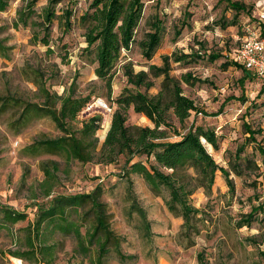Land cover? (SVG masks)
<instances>
[{
    "label": "trees",
    "instance_id": "trees-1",
    "mask_svg": "<svg viewBox=\"0 0 264 264\" xmlns=\"http://www.w3.org/2000/svg\"><path fill=\"white\" fill-rule=\"evenodd\" d=\"M14 1L0 0V12H6ZM39 1H26L18 9L12 27L17 30L21 27L30 28V43H41L47 47L46 55L51 56L55 53L51 47L54 21H58L61 31L58 40L61 44L63 37L74 27L75 10L68 6L58 13L56 7L64 0H47V5L38 11L36 6ZM219 2H227L228 8L235 12L233 19L246 12L252 28L259 29L252 8L238 1ZM144 7L143 0H91L77 19L84 30L86 43L80 56L95 64V74L106 83L109 92L112 91L111 85L119 66L127 79V86L114 101L118 107L100 149L98 132L102 129L103 117L94 115L81 119L92 96L78 95L74 82L63 94L53 92L47 86L49 77L41 67L27 64L20 72L22 78L37 88L34 92L37 102L12 91L8 81L4 90L0 89V117L11 114L10 127L16 133L45 118H50L61 131L62 135L57 138L34 141L24 149L26 154L58 156L67 167L73 162H96L108 166L123 157L124 175L128 179L134 174L141 176L154 194L163 197L168 211L183 218V229L185 233L191 234L199 231L193 220L198 216L204 220L206 217L203 210L194 206L192 196L199 190H203L207 196L211 195L218 173L222 174L232 194L235 192L232 174L243 177L246 171L257 172L256 177L264 181V145L256 141L259 132L245 124V133L249 135L247 142L237 148L226 168L216 161L206 147L207 144L219 150L220 137L215 129L192 124L178 140L170 139L171 132L178 135L173 118L185 126L193 112L203 113L196 102L184 93L183 84L195 86L208 82L192 72L176 77L172 74L173 64L190 65L200 59L215 63L222 58V54L210 52L204 44L199 43L198 50L192 48L189 53L164 55L161 65L151 64L148 70L136 71L130 61L124 60L123 55L130 52L137 42L136 35L144 18ZM187 23L185 19L183 26L176 30L175 39L181 35ZM148 24L149 31L138 44L142 56L152 60L162 44L166 28L159 14L152 16ZM218 25L224 28L236 25V21L226 23V18H221ZM261 34L264 35L263 28ZM62 48H66L65 44ZM11 51L7 39L0 38V58L10 59ZM230 65L242 70L240 81L243 85L250 79L261 80L259 95L264 94V77L229 59L223 67ZM160 78L158 92L150 94V90L156 87V80ZM232 100L244 101L245 98L231 96L221 109ZM131 107L135 113L147 117L153 127L128 125L127 113ZM251 143H255V149L262 157L261 165L249 154H244ZM135 157H145L146 162H134ZM60 167L59 161L41 163L44 179L30 197L33 201L31 207L35 208L34 220H28L27 212L0 203V243L4 239L9 243L5 250L0 249V260L9 256L28 264H56L68 240L73 245V256L81 257L88 264H109L113 255L121 261L135 259V256L124 253V237L112 227V214L103 199L102 184H97L89 192L59 193L56 187L60 183ZM65 172L68 174L70 170L66 169ZM256 200L258 204L253 205L249 213L242 214L237 227L251 226L256 215L264 211V195H257ZM21 222L26 224L17 228ZM199 257L203 261L202 254Z\"/></svg>",
    "mask_w": 264,
    "mask_h": 264
},
{
    "label": "rangeland",
    "instance_id": "rangeland-1",
    "mask_svg": "<svg viewBox=\"0 0 264 264\" xmlns=\"http://www.w3.org/2000/svg\"><path fill=\"white\" fill-rule=\"evenodd\" d=\"M28 0H15L6 12H0V38L7 39L12 47L11 58H0V89L4 90L10 81V88L19 94L30 97L33 101L37 88L21 77V69L27 64L41 67L49 77L47 86L53 92L63 94L74 82L76 93L81 96L91 95V101L104 99L112 111L103 109H84L81 119L101 115L102 129L98 132L99 148L104 142L110 127L113 113L117 109L115 99L127 86L121 66L113 79L111 89L95 74V64L89 63L80 56L86 46L84 30L78 23V18L86 10L91 0H64L57 5L58 13L66 7L75 10L74 27L63 37L59 44L61 31L58 21L52 26L51 47L55 53L47 56V47L31 44L32 30L30 28L14 29L13 21L17 11ZM244 3L252 11L257 9L256 0H232ZM144 18L137 31L132 50L124 53L125 61H130L136 71L148 70L149 65L162 64V56L173 52H191L199 49V43L204 44L211 52H219L222 58L215 63L205 59L190 65L173 64L172 74L180 78L183 73L192 72L195 76L207 79L205 84L188 86L183 84L184 93L193 99L203 113L193 112L181 126L177 119L172 122L177 133L171 132V140H178L181 134L194 125H202L215 129L220 137L218 151L206 144L208 151L216 161L228 168L229 160L233 158L237 148L246 143L249 137L245 133V124L258 131L256 141L264 145V94L259 95L262 81L256 78L247 80L243 85L240 79L242 70L227 62L229 53L236 49L252 29L247 13L239 14L228 8L227 2L219 0H143ZM47 5V0L38 2L36 8L41 11ZM159 14L164 21L165 34L160 48L152 60H147L141 54L138 42L149 31V20ZM221 18L226 23L236 21V25L222 27L218 25ZM181 35L175 39L176 30L183 26ZM4 28V29H2ZM66 48H62V45ZM162 78L156 80V87L150 94L158 92ZM244 96L245 100H232L231 97ZM128 125L150 126L152 122L144 115L137 114L131 107L128 110ZM219 114V115H215ZM11 114L0 117V203L8 204L14 209L27 212L28 220H34L35 208L31 207L32 191L38 188L44 179L41 163L54 160L61 163L58 173L60 183L56 187L59 193L89 192L97 184L104 188L103 199L108 204L112 214L111 224L117 234L124 237L123 251L135 259L121 261L116 256L110 258L109 264H264V211L256 215V220L249 227L239 228L237 222L242 214L249 213L253 205L259 201L256 196L264 195V181L257 178V172L246 171L243 177L232 174L235 192L232 194L221 173L217 174L212 194L207 196L203 190L192 196L196 208L203 210L205 220L196 217L193 221L199 231L185 233L182 217L172 214L165 206L162 196L152 192L144 179L139 175H131L128 179L123 173L124 158L112 165H101L96 162L81 164L71 163L68 167L58 156L24 153V149L40 138L54 139L62 135L50 118H45L16 133L10 127ZM81 119H79L81 121ZM244 154L258 161L262 157L255 149V143L248 144ZM144 161L145 157H135L134 162ZM70 172L67 174L65 170ZM167 195L166 192H163ZM263 197L260 198V201ZM145 215L146 217H144ZM26 222L16 227L24 226ZM8 241L0 243V249H6ZM73 245L66 241L65 250L60 253L56 264H88L79 256H73ZM202 254V260L199 257ZM0 264H28L15 258L5 256Z\"/></svg>",
    "mask_w": 264,
    "mask_h": 264
},
{
    "label": "built area",
    "instance_id": "built-area-1",
    "mask_svg": "<svg viewBox=\"0 0 264 264\" xmlns=\"http://www.w3.org/2000/svg\"><path fill=\"white\" fill-rule=\"evenodd\" d=\"M258 2V4H257ZM257 9L254 10V17L257 19L259 29H251L244 37L241 45L228 55V59L255 71L259 76L264 77V0H256ZM103 109L111 112V106L102 98L94 99L87 105L88 110L92 108Z\"/></svg>",
    "mask_w": 264,
    "mask_h": 264
}]
</instances>
